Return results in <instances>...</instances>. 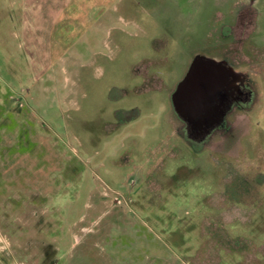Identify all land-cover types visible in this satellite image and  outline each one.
Masks as SVG:
<instances>
[{
  "label": "rangeland",
  "instance_id": "obj_1",
  "mask_svg": "<svg viewBox=\"0 0 264 264\" xmlns=\"http://www.w3.org/2000/svg\"><path fill=\"white\" fill-rule=\"evenodd\" d=\"M15 1L0 0V264H264V55L206 42V6L233 0H27L58 19L27 39ZM195 62L215 65L198 102L181 86Z\"/></svg>",
  "mask_w": 264,
  "mask_h": 264
},
{
  "label": "crops",
  "instance_id": "obj_2",
  "mask_svg": "<svg viewBox=\"0 0 264 264\" xmlns=\"http://www.w3.org/2000/svg\"><path fill=\"white\" fill-rule=\"evenodd\" d=\"M11 1V8L15 9L16 1ZM21 1V0H20ZM65 0H48L47 4L55 6L54 3L63 6ZM188 4L192 7L201 6L200 0H188ZM47 5V6H48ZM174 5L178 6L175 2ZM47 6L42 4H32L31 1L25 0L22 5H18L16 18L11 19L13 24H18V30L23 38H31L33 28L32 24H39L36 32H43L51 35L53 32V24L57 22V18L48 16ZM59 6V5H58ZM208 7V36L206 42L212 50L216 49L222 56L230 55H264V0H233L225 3L211 1ZM44 8V9H43ZM219 18H214L218 15ZM206 16V17H207ZM105 21V20H104ZM220 29L219 45L213 44L212 40H216L214 32ZM46 35V36H47ZM219 46V48H218ZM206 51L214 56V51ZM215 50V51H216ZM219 50V51H218ZM198 54V53H197ZM223 64H229L228 57H221ZM227 62H226V61ZM226 63H225V62ZM233 63H230L232 65ZM245 63L238 62L235 65L236 70ZM228 69V67H227ZM264 230V228H262Z\"/></svg>",
  "mask_w": 264,
  "mask_h": 264
},
{
  "label": "water",
  "instance_id": "obj_3",
  "mask_svg": "<svg viewBox=\"0 0 264 264\" xmlns=\"http://www.w3.org/2000/svg\"><path fill=\"white\" fill-rule=\"evenodd\" d=\"M206 67H208V69H212L213 67H215V65L206 63L205 66L203 67V66L198 65L196 62L193 63L189 72H188L187 79L181 84V86H182L185 83H186V85L188 83H191V85H188L187 90H186V93L189 94V96H187V97H190L191 93H192V97H190V98L196 102L206 100L208 91H207V89H205L201 85H199L200 83L197 82V79L195 81L193 77H190V74L193 70H195V71L197 70L199 73L202 70L206 71V69H207ZM210 67H212V68H210Z\"/></svg>",
  "mask_w": 264,
  "mask_h": 264
},
{
  "label": "flooded vegetation",
  "instance_id": "obj_4",
  "mask_svg": "<svg viewBox=\"0 0 264 264\" xmlns=\"http://www.w3.org/2000/svg\"><path fill=\"white\" fill-rule=\"evenodd\" d=\"M199 72L196 70H193L192 72H191V74H190V77H193L194 78V80L196 81V79H197V74H198ZM188 85H191V83H188L187 85H186V83L185 84H183L182 85V89H183V87H185L186 89H187V87H188ZM181 89V90H182ZM184 94H185V91H184ZM185 96H186V94H185Z\"/></svg>",
  "mask_w": 264,
  "mask_h": 264
}]
</instances>
